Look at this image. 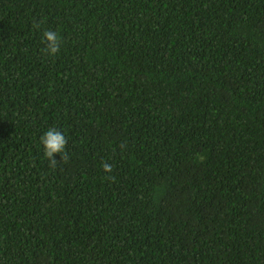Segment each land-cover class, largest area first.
I'll list each match as a JSON object with an SVG mask.
<instances>
[{
	"label": "trees",
	"instance_id": "1",
	"mask_svg": "<svg viewBox=\"0 0 264 264\" xmlns=\"http://www.w3.org/2000/svg\"><path fill=\"white\" fill-rule=\"evenodd\" d=\"M0 264H264V0H0Z\"/></svg>",
	"mask_w": 264,
	"mask_h": 264
},
{
	"label": "clouds",
	"instance_id": "2",
	"mask_svg": "<svg viewBox=\"0 0 264 264\" xmlns=\"http://www.w3.org/2000/svg\"><path fill=\"white\" fill-rule=\"evenodd\" d=\"M39 29L40 25H34ZM41 41L44 43L45 47L41 50L43 53L48 55H55L60 50V38L55 31L44 30L41 36ZM40 143L44 148V156L48 158L50 167L55 168L58 164V160L54 157V154L59 153L60 160L67 162L69 159L68 153L65 151V146L67 144V139L65 135L56 128H49L39 137ZM105 171L110 172L112 166L108 163H103L102 165Z\"/></svg>",
	"mask_w": 264,
	"mask_h": 264
}]
</instances>
